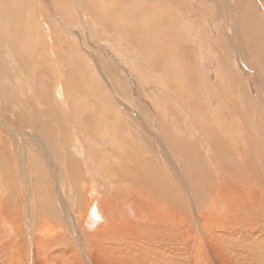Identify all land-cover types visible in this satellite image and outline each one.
Instances as JSON below:
<instances>
[{
  "label": "rangeland",
  "instance_id": "374dc122",
  "mask_svg": "<svg viewBox=\"0 0 264 264\" xmlns=\"http://www.w3.org/2000/svg\"><path fill=\"white\" fill-rule=\"evenodd\" d=\"M4 5L0 264H264V0Z\"/></svg>",
  "mask_w": 264,
  "mask_h": 264
},
{
  "label": "bare ground",
  "instance_id": "6f19581e",
  "mask_svg": "<svg viewBox=\"0 0 264 264\" xmlns=\"http://www.w3.org/2000/svg\"><path fill=\"white\" fill-rule=\"evenodd\" d=\"M13 1H15V0H13ZM5 4V0H0V22L3 24V25H0V26H3L2 28H3V30H5V31H7L8 30V28H9V24H10V22H11V20H12V18L10 17V14H12L13 13V11L11 12V11H9L8 9H6V5H4ZM32 27V26H31ZM34 29V28H33ZM30 31H32L31 29H29ZM13 31V30H12ZM12 31H10V32H12ZM15 32V31H14ZM33 32V31H32ZM13 33V32H12ZM16 34V33H15ZM14 34V35H15ZM260 35V34H259ZM6 36V35H5ZM12 36V35H11ZM10 36V37H11ZM17 36H18V33H17ZM17 36H15V38H18ZM13 38V37H12ZM14 38V39H15ZM24 39V38H23ZM16 40V39H15ZM17 41H18V39H17ZM17 41H16V44H17ZM21 41V40H20ZM19 41V42H20ZM18 42V43H19ZM21 42H23V41H21ZM5 43V42H4ZM14 44H15V42H14ZM5 46V45H4ZM23 47V46H22ZM13 50V49H12ZM218 117V116H217ZM1 118V117H0ZM3 119V118H2ZM217 120V119H216ZM218 121V120H217ZM235 121H237V120H235ZM222 122V121H221ZM220 122V123H221ZM224 122V121H223ZM241 122V121H240ZM225 123V122H224ZM226 124V123H225ZM225 124H222V125H225ZM219 125H221V124H219ZM227 125L230 127V125H231V122L229 121V120H227ZM221 127V126H220ZM236 128V127H235ZM238 128V127H237ZM242 130H243V128H241ZM232 131H234V130H232ZM50 134V133H49ZM217 136V135H216ZM225 138V137H224ZM215 141H218L219 143H220V141H219V139H217V140H215ZM263 142V141H262ZM10 143V142H9ZM1 144V143H0ZM11 144V143H10ZM12 146H13V144H12ZM2 148V147H1ZM8 149H9V147H8ZM11 150V149H10ZM8 151V150H7ZM6 153V152H5ZM12 153H13V151H12ZM11 153V154H12ZM15 153V152H14ZM100 154V153H99ZM5 155V154H4ZM13 156V155H12ZM6 157V156H5ZM8 157V156H7ZM12 158H14V157H12ZM127 157H125V159H126ZM7 159V158H6ZM96 159V158H95ZM212 159H214L215 160V157L213 156V158ZM9 160H10V157H9ZM9 160H7V161H9ZM14 161V160H13ZM216 161V160H215ZM217 162H218V160H217ZM5 164V163H4ZM3 166V165H2ZM218 168V167H217ZM224 172V171H223ZM220 174V173H219ZM225 175H227V174H225ZM224 175V176H225ZM141 177V176H140ZM221 177V176H220ZM222 178V177H221ZM226 178H227V176H226ZM221 180H223V179H221ZM226 180V179H225ZM224 180V181H225ZM227 181V180H226ZM135 182V181H134ZM229 182V181H228ZM245 185L244 184H239V185H235L234 183H228L227 185H223V186H219L218 188H217V194H219V196H222L223 197V200L221 201L222 202V204L223 205H225V204H227V197L230 195V196H233L231 199H233V200H235L234 198H242L246 203H248V205L249 204H253V203H255V202H257L259 199H260V197H259V195H258V191L257 190H255V189H248L247 191L244 189L245 187H244ZM159 194V193H158ZM248 194H250V196L248 195ZM246 195H248L249 197H247ZM103 197V196H102ZM105 198V197H104ZM214 198H215V196H214ZM217 199V198H216ZM263 200V199H262ZM102 204H101V206H103L104 207V205L106 204V205H108L106 208H109V209H113V208H111L110 206H112V205H110V204H112V201H109V198L107 197L106 199H102ZM133 201V203L135 204V205H138V203L137 202H135V199L134 200H132ZM217 201V200H216ZM229 201V200H228ZM235 201H237V200H235ZM234 202V201H233ZM259 203H261V202H259ZM236 203H232L231 205H230V211H235V210H237L236 209V205H235ZM238 204H239V202H238ZM241 204V203H240ZM255 204H257V203H255ZM216 205V204H215ZM143 206V205H142ZM217 206V205H216ZM244 206V205H243ZM253 206V205H252ZM251 206V207H252ZM255 206V205H254ZM92 207V206H91ZM238 207H239V205H238ZM241 207V206H240ZM240 209V208H239ZM227 213H229V214H235L234 212H228V211H226ZM201 216H202V214H201ZM237 216V215H236ZM237 219V218H236ZM241 220V217H238V223H239V221ZM88 221V220H87ZM206 221L208 222V223H210V221H211V218H209V217H206ZM121 223V222H120ZM246 238V242L247 241H250V240H255V239H258L257 238V236L255 237L254 236V238L252 239V237H245ZM220 241L218 240V241H215L214 239H213V241H214V243L213 244H210L209 242H207V244H206V248L202 251V250H200V253H202V257H203V252H205L206 251V254L207 255H209L208 257H206V259H205V261L203 262V264H237L236 262H239V263H244V261H245V259H246V255L247 256H249L251 253H252V247L251 246H249L248 244H245L247 247H245V246H243V250H244V252H243V255H241V256H238L236 259H230L229 258V256H226L218 247H214L216 244L215 243H218V242H221V241H223L224 239L223 238H221L220 237ZM221 243H223V242H221ZM245 248V249H244ZM246 252H247V254H246ZM231 257V256H230ZM261 259V258H260Z\"/></svg>",
  "mask_w": 264,
  "mask_h": 264
}]
</instances>
